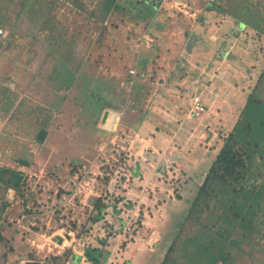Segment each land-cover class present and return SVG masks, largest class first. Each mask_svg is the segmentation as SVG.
<instances>
[{
  "label": "rangeland",
  "instance_id": "1",
  "mask_svg": "<svg viewBox=\"0 0 264 264\" xmlns=\"http://www.w3.org/2000/svg\"><path fill=\"white\" fill-rule=\"evenodd\" d=\"M24 1L0 0V167L24 178L0 264H187L169 247L198 227L190 203L247 96L264 98V0L240 19L209 5L236 0H118L104 20L98 0H55L47 31ZM260 234H232L233 264H264Z\"/></svg>",
  "mask_w": 264,
  "mask_h": 264
},
{
  "label": "trees",
  "instance_id": "2",
  "mask_svg": "<svg viewBox=\"0 0 264 264\" xmlns=\"http://www.w3.org/2000/svg\"><path fill=\"white\" fill-rule=\"evenodd\" d=\"M117 1L98 0L89 15L99 16L104 20L119 7ZM142 1L145 7H153L151 2ZM54 2L55 0H25L22 7L28 15L33 14L38 18L42 29L47 31L54 24L50 16H46L48 11L44 8L49 9ZM252 2L236 0L237 7L233 11L221 3L210 2L209 5L210 9L240 19L248 12L247 3L251 5ZM6 20L0 15V24ZM239 25H245L244 20H240ZM252 26L257 32H264V28L256 21L252 22ZM218 150L187 213L188 219L195 220L198 227L190 235H185L181 243L174 241L169 247V251H180L178 255L187 264H233L231 248L235 243L240 244V240L230 238L232 234L248 238L251 233L258 231L261 233L260 237L264 236V98L261 90L247 96L240 118L223 138ZM23 179L19 170L0 167V221L8 204L4 193L9 187H14L21 193ZM95 205L96 208L104 206L99 197L96 198ZM2 239L0 233V240ZM236 246L239 247L237 244ZM99 257L101 258L98 255L94 260L95 264H103L104 260L101 261ZM168 259L165 256L161 264H165ZM171 264L177 263L172 260Z\"/></svg>",
  "mask_w": 264,
  "mask_h": 264
},
{
  "label": "bare ground",
  "instance_id": "3",
  "mask_svg": "<svg viewBox=\"0 0 264 264\" xmlns=\"http://www.w3.org/2000/svg\"><path fill=\"white\" fill-rule=\"evenodd\" d=\"M116 119H117L116 113L113 111H109L105 113L104 117H102L103 123L106 125L107 128L113 127L115 125Z\"/></svg>",
  "mask_w": 264,
  "mask_h": 264
},
{
  "label": "built area",
  "instance_id": "4",
  "mask_svg": "<svg viewBox=\"0 0 264 264\" xmlns=\"http://www.w3.org/2000/svg\"><path fill=\"white\" fill-rule=\"evenodd\" d=\"M1 31V30H0ZM193 106V111L195 114L203 113L205 111V106L202 104L201 100L195 97V102Z\"/></svg>",
  "mask_w": 264,
  "mask_h": 264
},
{
  "label": "crops",
  "instance_id": "5",
  "mask_svg": "<svg viewBox=\"0 0 264 264\" xmlns=\"http://www.w3.org/2000/svg\"><path fill=\"white\" fill-rule=\"evenodd\" d=\"M40 130H43V129L40 128ZM36 136H37V135H36ZM133 256H134V255H133ZM123 264H132V263H131V261H129V260H124ZM135 264H137V262H136ZM140 264H141V263H140ZM143 264H149V263L144 262Z\"/></svg>",
  "mask_w": 264,
  "mask_h": 264
},
{
  "label": "water",
  "instance_id": "6",
  "mask_svg": "<svg viewBox=\"0 0 264 264\" xmlns=\"http://www.w3.org/2000/svg\"><path fill=\"white\" fill-rule=\"evenodd\" d=\"M105 115V114H104ZM43 136V133L42 131L40 133H38L37 137H42ZM43 138V137H42Z\"/></svg>",
  "mask_w": 264,
  "mask_h": 264
}]
</instances>
